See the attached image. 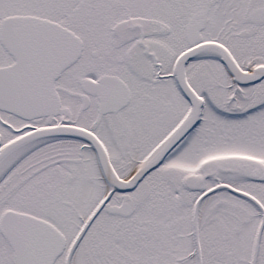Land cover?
I'll return each mask as SVG.
<instances>
[{"label": "snow or ice", "instance_id": "obj_1", "mask_svg": "<svg viewBox=\"0 0 264 264\" xmlns=\"http://www.w3.org/2000/svg\"><path fill=\"white\" fill-rule=\"evenodd\" d=\"M0 264H264V0H0Z\"/></svg>", "mask_w": 264, "mask_h": 264}]
</instances>
